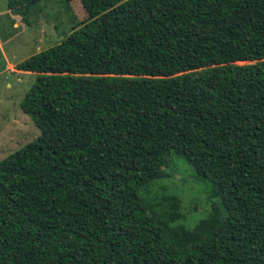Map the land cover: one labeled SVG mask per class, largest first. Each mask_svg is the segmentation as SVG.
Instances as JSON below:
<instances>
[{
  "label": "trees",
  "instance_id": "16d2710c",
  "mask_svg": "<svg viewBox=\"0 0 264 264\" xmlns=\"http://www.w3.org/2000/svg\"><path fill=\"white\" fill-rule=\"evenodd\" d=\"M74 1L16 66L41 135L0 161V264H264V0ZM173 155L212 185L193 229L142 195Z\"/></svg>",
  "mask_w": 264,
  "mask_h": 264
},
{
  "label": "rangeland",
  "instance_id": "374dc122",
  "mask_svg": "<svg viewBox=\"0 0 264 264\" xmlns=\"http://www.w3.org/2000/svg\"><path fill=\"white\" fill-rule=\"evenodd\" d=\"M77 4V1L73 2L74 12L67 10V4L62 0L40 2L27 15L33 21V29H29L20 27L18 21L15 27L10 25L6 18L9 0H0V161L41 135L35 119L21 108L37 74L20 72L16 66L62 42L76 23L73 14L81 20L86 19L87 15ZM165 170L167 177L155 182L142 195L158 210L169 205L167 199L177 198L181 202L183 218L175 225L193 229L210 214L212 185L176 155L171 156Z\"/></svg>",
  "mask_w": 264,
  "mask_h": 264
},
{
  "label": "crops",
  "instance_id": "0c3cea01",
  "mask_svg": "<svg viewBox=\"0 0 264 264\" xmlns=\"http://www.w3.org/2000/svg\"><path fill=\"white\" fill-rule=\"evenodd\" d=\"M6 14H7V11H6ZM8 21H9V20H8ZM15 26H16V25H15ZM15 26H14V27H15ZM20 27H21V26H20ZM24 73H25V72H24Z\"/></svg>",
  "mask_w": 264,
  "mask_h": 264
},
{
  "label": "water",
  "instance_id": "95a60500",
  "mask_svg": "<svg viewBox=\"0 0 264 264\" xmlns=\"http://www.w3.org/2000/svg\"><path fill=\"white\" fill-rule=\"evenodd\" d=\"M41 36V35H40Z\"/></svg>",
  "mask_w": 264,
  "mask_h": 264
}]
</instances>
